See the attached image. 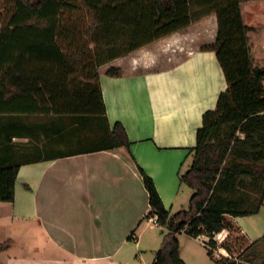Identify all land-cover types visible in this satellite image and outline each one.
<instances>
[{"label":"crops","instance_id":"1","mask_svg":"<svg viewBox=\"0 0 264 264\" xmlns=\"http://www.w3.org/2000/svg\"><path fill=\"white\" fill-rule=\"evenodd\" d=\"M245 5L255 8L256 26L246 20ZM242 15L254 65L264 69V0L244 2ZM217 35L213 14L99 69L108 123L124 125L130 149L93 151L92 117L0 114V167L20 166L14 202H0V244L11 243L0 264L155 263L157 253L149 255L142 244L154 226L164 228L147 218L151 206L140 168L171 214L189 208L195 191L186 190L181 175L193 163L204 114L217 109L229 88L216 51L203 49ZM113 68L122 75L112 76ZM243 180L240 191L253 197L264 186ZM228 219L233 228L222 231L215 249L205 234H179L186 264L240 261L253 244L264 260V203L255 215ZM185 237L203 252L186 251Z\"/></svg>","mask_w":264,"mask_h":264},{"label":"trees","instance_id":"2","mask_svg":"<svg viewBox=\"0 0 264 264\" xmlns=\"http://www.w3.org/2000/svg\"><path fill=\"white\" fill-rule=\"evenodd\" d=\"M253 0H0V114L96 119V149H130L121 122L110 127L99 69L210 15L218 18L216 51L229 88L198 129L193 163L181 182L195 192L171 214L154 180L140 168L151 212L165 234L154 264H186L179 234L215 235L230 217L260 212L261 197L241 192L244 177L264 184V69L254 65L242 4ZM112 76L122 72L113 68ZM94 139V136L92 137ZM19 165L0 167V202H14ZM137 231V230H136ZM132 236L129 238L131 239ZM0 244V253L10 247ZM214 257L213 250L209 251ZM216 264H264L255 244Z\"/></svg>","mask_w":264,"mask_h":264},{"label":"rangeland","instance_id":"3","mask_svg":"<svg viewBox=\"0 0 264 264\" xmlns=\"http://www.w3.org/2000/svg\"><path fill=\"white\" fill-rule=\"evenodd\" d=\"M245 11H246V20L251 23H255V26L257 25V21H255L256 19V15H255V8H252V5H245ZM263 19V18H262ZM185 168L187 167L186 164L184 166ZM187 172V171H186ZM186 190H190L189 187H186ZM264 193V186H261L259 189L254 190V196L255 197H261ZM186 205V204H185ZM154 236L158 237L159 236V242L157 243V245H152L151 243V238H153ZM165 234L164 232H162V230L159 227L154 226V228L152 229V231L150 232V235H147V241L144 242L142 244V249L147 252L149 255H152V253H158L161 248H162V244H163V240H164ZM185 244H184V249L186 251H190L192 253H199L201 252V247L198 243H195L194 241L189 240L187 237H185ZM161 241V242H160ZM132 247L133 245H127L126 249H128L129 247ZM203 252V251H202ZM1 259V258H0Z\"/></svg>","mask_w":264,"mask_h":264},{"label":"built area","instance_id":"4","mask_svg":"<svg viewBox=\"0 0 264 264\" xmlns=\"http://www.w3.org/2000/svg\"><path fill=\"white\" fill-rule=\"evenodd\" d=\"M150 221L153 222L154 224H156V225L159 226L157 216H152V217L150 218ZM222 233H223V232H220V233L216 234L215 237H214V239L217 240V241H218V240H221V239H222ZM207 236H208V235H207ZM202 237H203V235L198 236V238H202Z\"/></svg>","mask_w":264,"mask_h":264}]
</instances>
